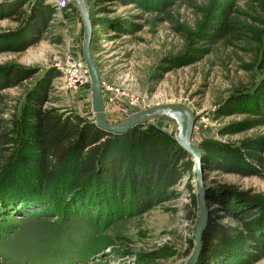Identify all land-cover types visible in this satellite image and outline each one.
<instances>
[{"label":"rangeland","instance_id":"374dc122","mask_svg":"<svg viewBox=\"0 0 264 264\" xmlns=\"http://www.w3.org/2000/svg\"><path fill=\"white\" fill-rule=\"evenodd\" d=\"M26 1L24 7L30 10L37 0ZM45 3L53 7L54 13L44 37L25 50L1 52L0 65L13 63L29 68L35 80L49 73L51 100L45 106L57 107L77 120L95 121L91 78L82 52L84 26L80 10L75 0ZM247 3L248 0H239L237 6L244 11ZM104 6L107 12L100 11L98 16L108 23L138 24V31L127 35L93 25V55L101 71L104 110L109 121L118 123L154 104L174 102L195 111L193 142L203 145V156H214L224 144L252 149L254 144L244 141L264 138V125L251 127V122L241 123L251 120L252 115L235 110L234 106H220L235 88L250 83L255 72L260 77L263 67L252 68L256 44L251 46L253 50L243 43L220 46L193 65L163 73L161 58L176 54L183 47L176 22H160L154 28L145 19L152 13L145 12L142 18L143 10L134 4ZM173 15L190 25L196 20L195 11L189 7H182ZM18 26L14 19H0L4 30ZM5 91L12 100L11 109L15 108L17 101L22 100L23 88ZM142 125L143 129L177 138L176 121L154 118ZM245 152L252 157L251 152ZM257 153L263 157L264 146ZM204 182L207 188L227 184L242 191L252 190L259 200H264V173L242 176L224 170L210 171L204 166ZM198 194L194 166L184 170L182 178L161 201L141 213L129 206L121 210L115 204L109 210L80 203L19 202L27 197L24 193L20 198L8 196L10 200H0V264H184L189 239L194 242ZM214 207L210 205V211L229 225L231 240L210 264H242L243 253L250 251L248 245H252L248 231L242 222L224 217L223 211H215ZM252 264H264V256Z\"/></svg>","mask_w":264,"mask_h":264},{"label":"trees","instance_id":"16d2710c","mask_svg":"<svg viewBox=\"0 0 264 264\" xmlns=\"http://www.w3.org/2000/svg\"><path fill=\"white\" fill-rule=\"evenodd\" d=\"M87 2L94 26H105L107 30L123 35L137 32L138 24L103 20L98 12H107L105 4H134L143 10L142 18L145 12L152 13L145 19L154 28L160 22H176L183 47L178 53L161 58L163 73L175 67L193 65L220 46L243 43L253 50L252 45L256 44L252 68L263 67L260 77L257 78L258 71L255 72L250 83L235 88L220 106L223 109L234 106L235 110L253 116L242 124L251 122V127L264 125V0H248V8L244 11L237 6L239 0ZM26 3V0L0 2V19L10 18L19 22L16 29L0 28V53L25 50L48 31L53 7L45 0H37L27 10L24 7ZM182 7L195 11L193 25L174 18L173 12ZM235 13L248 17L241 18ZM29 70L13 63L0 65L1 201L10 200L8 196L20 198L24 193L27 197L19 199V202L80 203L109 210L115 205L121 210L129 206L141 213L161 201L182 178L184 170L195 166L176 137L143 129L142 123L124 133H111L95 121L77 120L57 107L45 106L51 100V80L47 81L49 73L35 80ZM13 87L23 88V93L22 100L19 99L17 106L11 109L12 100L5 90ZM247 141L244 142L254 144L252 149L224 144L216 149L219 151L214 156L204 155L205 168L242 176L263 175L264 156L261 157L257 150L264 146V138ZM201 148L204 150L203 145ZM245 151L251 152L252 157ZM206 197L211 206H216L215 211H223L224 217L242 222L248 231L247 238L252 245H248L250 251L243 253L245 259H242V264H252L264 256V200H259L252 190L242 191L227 184L207 188ZM220 218L223 217L214 216L210 211L197 264H210L221 256L223 246L230 242V227ZM193 244V239H189L184 257L190 255Z\"/></svg>","mask_w":264,"mask_h":264},{"label":"water","instance_id":"95a60500","mask_svg":"<svg viewBox=\"0 0 264 264\" xmlns=\"http://www.w3.org/2000/svg\"><path fill=\"white\" fill-rule=\"evenodd\" d=\"M75 2L80 10L84 26L82 52L91 78L92 108L96 124L111 133H124L134 126L154 118L170 119L178 124L177 138L182 147L192 155L196 167L199 193V213L193 249L184 264H197L203 249V236L209 222L210 209L206 198L207 186L204 182L203 151L198 144L193 142L196 123L195 111L190 106L181 103H157L128 115L121 122L109 121L104 110L101 71L92 51L93 22L91 14L85 0H75Z\"/></svg>","mask_w":264,"mask_h":264}]
</instances>
